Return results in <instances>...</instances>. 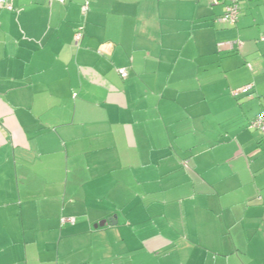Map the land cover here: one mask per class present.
<instances>
[{"label":"crops","instance_id":"crops-1","mask_svg":"<svg viewBox=\"0 0 264 264\" xmlns=\"http://www.w3.org/2000/svg\"><path fill=\"white\" fill-rule=\"evenodd\" d=\"M83 1L0 6V264H264V0Z\"/></svg>","mask_w":264,"mask_h":264},{"label":"built area","instance_id":"built-area-1","mask_svg":"<svg viewBox=\"0 0 264 264\" xmlns=\"http://www.w3.org/2000/svg\"><path fill=\"white\" fill-rule=\"evenodd\" d=\"M62 2L63 0H56ZM241 0H210L212 4H222L223 5V12L222 14L217 18V20L225 25H235V23L238 20L239 16V4ZM0 6L4 7L7 10L13 9V0H0ZM89 9V0H84L81 4L80 10L83 15L86 14V12ZM83 34V25H79L74 32L73 38L75 44H78ZM260 41H264V35L259 36ZM234 44L237 45V47L241 46V41L236 40L234 42H220L218 43V48L228 47L233 48ZM118 74L122 77L126 76V69L125 68H119ZM253 87V84L249 83L244 85L243 87H240L238 89H234L231 91V94L236 96L239 93H248L250 89ZM248 128L252 130H258L262 133H264V107L260 110V112L249 122ZM75 221L74 217H65L62 216L60 218L61 223H70L73 224Z\"/></svg>","mask_w":264,"mask_h":264},{"label":"water","instance_id":"water-1","mask_svg":"<svg viewBox=\"0 0 264 264\" xmlns=\"http://www.w3.org/2000/svg\"><path fill=\"white\" fill-rule=\"evenodd\" d=\"M105 221L109 222V221H111V218H108ZM102 224H104V222L103 223L102 222L96 223V224H94V227H97L98 225H102Z\"/></svg>","mask_w":264,"mask_h":264}]
</instances>
